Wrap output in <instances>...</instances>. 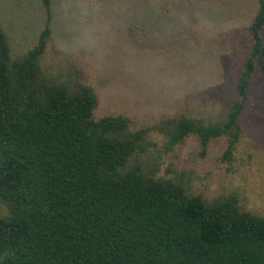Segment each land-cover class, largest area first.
Returning <instances> with one entry per match:
<instances>
[{
	"label": "trees",
	"instance_id": "1",
	"mask_svg": "<svg viewBox=\"0 0 264 264\" xmlns=\"http://www.w3.org/2000/svg\"><path fill=\"white\" fill-rule=\"evenodd\" d=\"M41 5L42 28L24 52H12L0 25V264H264V216L234 194L192 193L189 171L157 175L159 159L190 136L201 155L223 138L232 162L253 80L264 76V0L223 117L140 129L97 117L90 86L45 71L50 0Z\"/></svg>",
	"mask_w": 264,
	"mask_h": 264
},
{
	"label": "rangeland",
	"instance_id": "2",
	"mask_svg": "<svg viewBox=\"0 0 264 264\" xmlns=\"http://www.w3.org/2000/svg\"><path fill=\"white\" fill-rule=\"evenodd\" d=\"M257 9L258 0H50L43 67L90 86L98 98L94 114L127 117L131 129L166 118L214 121L249 56L248 25ZM43 21L41 0H0L13 53L33 46ZM251 102L231 163L221 157L223 138L201 155L190 136L159 159L157 175L189 171L192 193L209 200L234 194L244 210L264 216V76L254 78ZM150 134L161 148L162 138Z\"/></svg>",
	"mask_w": 264,
	"mask_h": 264
}]
</instances>
